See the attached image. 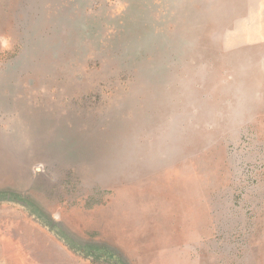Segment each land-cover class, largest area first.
<instances>
[{
  "label": "rangeland",
  "instance_id": "rangeland-1",
  "mask_svg": "<svg viewBox=\"0 0 264 264\" xmlns=\"http://www.w3.org/2000/svg\"><path fill=\"white\" fill-rule=\"evenodd\" d=\"M0 162V264H264V0H0Z\"/></svg>",
  "mask_w": 264,
  "mask_h": 264
},
{
  "label": "bare ground",
  "instance_id": "bare-ground-1",
  "mask_svg": "<svg viewBox=\"0 0 264 264\" xmlns=\"http://www.w3.org/2000/svg\"><path fill=\"white\" fill-rule=\"evenodd\" d=\"M258 94V93H257ZM253 95H255V94H253ZM253 97V96H252ZM16 160V159H15ZM1 163V162H0Z\"/></svg>",
  "mask_w": 264,
  "mask_h": 264
}]
</instances>
